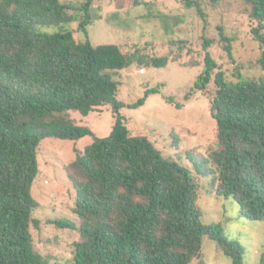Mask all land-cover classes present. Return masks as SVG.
<instances>
[{
	"label": "trees",
	"instance_id": "trees-1",
	"mask_svg": "<svg viewBox=\"0 0 264 264\" xmlns=\"http://www.w3.org/2000/svg\"><path fill=\"white\" fill-rule=\"evenodd\" d=\"M94 1L0 0V264H49L36 252L31 233L41 226L33 218L39 204L32 196L39 146L46 138L86 137L92 143L83 153L76 150L66 169L79 219L73 264H191L201 259L205 237L216 241L232 264H244L242 247L223 238L218 226L202 223L191 172L163 157L149 138L132 136L121 114L126 107L144 106L160 90L147 89L126 106L117 99L116 74L134 65L165 68L169 58L139 51L128 55L117 45L93 46L87 28ZM210 1L216 5L221 0ZM244 1L258 24L253 34L264 44V0ZM180 2L205 21L200 0ZM141 5L138 0L132 4ZM78 18L84 43L71 32L39 30L74 24ZM202 39L204 71L194 89L206 94L213 83L217 144L210 159L194 151L187 156L198 176L212 180L218 196L238 204L241 218L264 221V80L239 74L238 82L231 83L221 71L214 77L218 65L209 52L212 41ZM184 50L179 47L180 53ZM227 52L234 62L230 45ZM261 64L264 68V54ZM106 106L115 118L106 138L71 116L88 117ZM52 224L71 229L66 223ZM259 264H264V248Z\"/></svg>",
	"mask_w": 264,
	"mask_h": 264
},
{
	"label": "rangeland",
	"instance_id": "rangeland-1",
	"mask_svg": "<svg viewBox=\"0 0 264 264\" xmlns=\"http://www.w3.org/2000/svg\"><path fill=\"white\" fill-rule=\"evenodd\" d=\"M84 3L86 0H61ZM135 0H95L88 26V38L93 46L117 45L128 55L139 51L148 57H168L165 68L138 65L118 72V101L126 106L136 103L147 89H159L145 105L121 110L132 136L149 138L166 159L191 172L199 188L198 206L202 223L216 225L222 237L242 247L244 264H259L264 248V221L252 222L239 216V206L232 199L216 193L211 179L197 175L187 153L210 159L217 144V123L211 114L213 83L207 93L195 90L198 77L204 71L205 36L212 41L209 52L228 82L235 83L239 74L249 80H264L261 60L264 44L258 42L253 30L258 24L250 18V7L244 0H221L214 5L200 0L205 21L195 9L185 8L180 0H138L143 5L132 6ZM76 23L39 27L45 34L71 32L76 41L87 37ZM264 35V30L262 31ZM224 39L230 42L226 43ZM232 47L234 62L227 47ZM179 47H184L179 52ZM189 100H186V96ZM172 100L173 102H170ZM78 125L89 127L99 138L110 135L115 118L111 107L99 108L88 117L71 113ZM178 140L175 144L174 138ZM91 137L79 141L44 139L38 150L39 175L32 187V196L39 207L33 218L41 221L39 230L32 228L35 250L49 264H73L72 245L78 241L79 219L75 214L76 190L67 176V167L76 153H83L92 143ZM52 222L66 223L59 228ZM73 228V229H72ZM232 264L216 241L205 237L202 257L191 264Z\"/></svg>",
	"mask_w": 264,
	"mask_h": 264
}]
</instances>
